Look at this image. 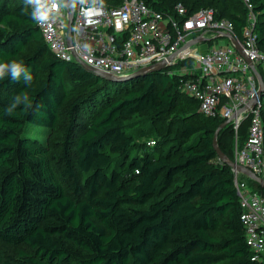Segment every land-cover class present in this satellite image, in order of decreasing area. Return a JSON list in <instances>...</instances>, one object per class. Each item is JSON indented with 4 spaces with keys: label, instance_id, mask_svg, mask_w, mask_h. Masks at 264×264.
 <instances>
[{
    "label": "trees",
    "instance_id": "16d2710c",
    "mask_svg": "<svg viewBox=\"0 0 264 264\" xmlns=\"http://www.w3.org/2000/svg\"><path fill=\"white\" fill-rule=\"evenodd\" d=\"M143 1L172 15L177 3L211 8L238 35L245 24L242 0ZM251 2L264 50V0ZM30 13L25 0H0V63L33 77L0 78V264H264L251 259L233 171L213 147L222 119L202 115L167 68L115 81L53 55ZM25 95L31 107L8 115ZM261 118L264 130V106ZM58 129L54 155L43 136ZM216 141L233 160L230 124Z\"/></svg>",
    "mask_w": 264,
    "mask_h": 264
},
{
    "label": "built area",
    "instance_id": "2783aa9c",
    "mask_svg": "<svg viewBox=\"0 0 264 264\" xmlns=\"http://www.w3.org/2000/svg\"><path fill=\"white\" fill-rule=\"evenodd\" d=\"M242 2L246 12L240 35L232 21L216 17L211 8L187 14L186 7L177 3L172 15L155 10L143 0H120L115 6L105 0L96 5L91 0H78L73 5L70 45L64 7L58 6L55 21L35 23L53 55L74 62L75 54L83 63L117 76L165 61L168 74L177 73L179 87L196 100L202 115L229 119L225 126L230 124L234 132L233 160L264 180V90L257 94L258 81L247 61L230 39L219 36L233 35L264 82V50L257 45L255 31L257 13L251 0ZM196 37L197 42L187 44ZM246 119L247 136L239 142L238 130ZM232 171L246 245L252 260H262L264 194L254 190L241 173Z\"/></svg>",
    "mask_w": 264,
    "mask_h": 264
},
{
    "label": "water",
    "instance_id": "95a60500",
    "mask_svg": "<svg viewBox=\"0 0 264 264\" xmlns=\"http://www.w3.org/2000/svg\"><path fill=\"white\" fill-rule=\"evenodd\" d=\"M64 8L66 9V12H67L66 41L70 45L71 44V21H72V13H73V4H72L71 0H67V6ZM219 36H224V37H227L228 39H230V41L234 45L235 49L245 58V60L247 61L248 65L250 66L253 74L255 75V77L258 81L257 94L258 95L261 94L262 91L264 90V82L262 80V77H261L260 73L258 72V70L256 69L255 65L252 63V61H250L249 58L243 53V50H242L240 44L238 43V41L230 33H220ZM197 41H198V37L192 39L187 44L195 43ZM74 62L78 63L81 67L88 70L92 74L98 75V76L102 77L103 79H109V80H115V81L145 75V74H148L152 71L163 70L167 67V64L165 63V61H161V62L154 64V65H150V66H147L144 68H139V69H137L133 72L127 73L123 76H117V75H114V74H111V73H108L105 71H100L94 67H91V66L83 63L81 60H79L75 56V54H74ZM253 102L254 101L250 102V105H252ZM228 121H229V119H225V120L221 121L213 133L212 143H213V147L217 153L218 159L222 162L227 163L232 170H236L237 172L241 173L242 175L246 176L247 178L257 182L259 184V186L262 189H264V180L261 177L256 175L253 171H251L246 166L238 164L234 160L229 159L218 147V144L216 141V136H217L218 132L220 131V129H222Z\"/></svg>",
    "mask_w": 264,
    "mask_h": 264
},
{
    "label": "clouds",
    "instance_id": "9594fccd",
    "mask_svg": "<svg viewBox=\"0 0 264 264\" xmlns=\"http://www.w3.org/2000/svg\"><path fill=\"white\" fill-rule=\"evenodd\" d=\"M71 2L75 5L78 0H71ZM79 2L86 3L87 0H79ZM91 2L93 5H96L102 3V0H91ZM25 3L32 9L30 13L31 18L40 25H45L58 19V6H67V0H25ZM6 74H10L13 80H17L23 75L24 82L28 84L31 83L33 78L22 63H17L15 61L11 63H0V78H3ZM21 103H23L25 107H31L28 96H17L6 109L7 114L11 115L17 105Z\"/></svg>",
    "mask_w": 264,
    "mask_h": 264
},
{
    "label": "rangeland",
    "instance_id": "374dc122",
    "mask_svg": "<svg viewBox=\"0 0 264 264\" xmlns=\"http://www.w3.org/2000/svg\"><path fill=\"white\" fill-rule=\"evenodd\" d=\"M223 39H220L219 41H217L215 44H220L221 41ZM46 138L48 139V141L50 142V147H51V153H53L54 155H57L60 153V147H61V130L58 129L55 133L51 134V135H47V133L44 134L43 139ZM234 143V141H233Z\"/></svg>",
    "mask_w": 264,
    "mask_h": 264
}]
</instances>
